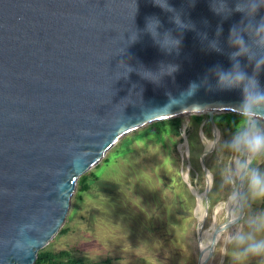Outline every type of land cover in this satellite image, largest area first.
Returning a JSON list of instances; mask_svg holds the SVG:
<instances>
[{
    "label": "water",
    "instance_id": "water-1",
    "mask_svg": "<svg viewBox=\"0 0 264 264\" xmlns=\"http://www.w3.org/2000/svg\"><path fill=\"white\" fill-rule=\"evenodd\" d=\"M167 2L168 8L154 0H0V264L36 263L62 229L80 177L127 134L180 117L187 144V119L204 114L217 142L215 115L237 113L240 92L216 89L209 69L230 66L228 37L239 26L249 47L240 62L254 70L255 59L264 57L255 20L235 11V0H228L227 18L213 10V0ZM177 15L193 27L180 28ZM150 17L158 18L161 37L181 39L179 51L156 43L147 30ZM214 39L221 51L208 47ZM169 64L179 71L162 73ZM259 80L264 85V71ZM201 81L192 94V82ZM257 120L264 125V111ZM213 150L202 155L209 177L199 239L213 182L205 156ZM235 185L245 192L244 181ZM234 218L227 211L224 222L214 223L198 264H207Z\"/></svg>",
    "mask_w": 264,
    "mask_h": 264
},
{
    "label": "rangeland",
    "instance_id": "rangeland-1",
    "mask_svg": "<svg viewBox=\"0 0 264 264\" xmlns=\"http://www.w3.org/2000/svg\"><path fill=\"white\" fill-rule=\"evenodd\" d=\"M193 116L185 123L187 144H183L182 130L180 135L168 133L160 139L152 131L147 134L149 137L138 139L140 129L124 136L89 170L100 175L91 189L81 193L77 187L62 227L69 231L59 232L46 249L69 250L73 257L84 259L87 264H198V198L205 192L209 177L202 155L206 143L215 136L213 127L197 123ZM232 134L229 129L220 128L214 150L205 156L213 182L204 232L212 231L214 223L224 222L227 211L232 216L236 212L229 199L236 185L224 179V168L236 155L225 147ZM129 140L131 143L126 144ZM117 147L127 151L106 161ZM252 167L264 170V156L256 157ZM261 211L264 200H249L243 217ZM243 223L241 220L222 233L207 264H264V257L237 262L233 246H226L228 233Z\"/></svg>",
    "mask_w": 264,
    "mask_h": 264
},
{
    "label": "clouds",
    "instance_id": "clouds-1",
    "mask_svg": "<svg viewBox=\"0 0 264 264\" xmlns=\"http://www.w3.org/2000/svg\"><path fill=\"white\" fill-rule=\"evenodd\" d=\"M164 8H168L167 0H154ZM195 0H193V3ZM264 9V0H235V11L241 12L250 20H255L252 25L253 32L259 37L258 45L264 46V18L256 20L257 14ZM213 10L218 15L227 18L232 9L229 8L228 0H213ZM175 22L180 28L193 27L185 24L180 17H175ZM159 20L156 17L148 18L147 30L156 38V43L169 52L173 49L179 51L181 39L175 38L171 33H165L162 37L156 32ZM222 28L218 27L217 34L220 35ZM228 44L233 48L230 54V66L225 68L215 65L209 71L215 76V87L218 90H238L241 99L238 104L237 113L244 118L243 126L238 127L232 134L231 139L225 143V147L236 154L224 168V179L226 183L235 184L239 179L247 185V191L240 193L233 191L229 197L235 205V218L232 223L243 225L234 231H230L226 237L225 244L234 248L233 257L237 262H245L252 257H264V211L257 214L242 216L246 202L264 200V170L252 167V161L258 156H264V125L257 120L260 111H264V85L259 80V74L264 71V57L255 59L254 70L250 73L246 65H242L240 57L249 53V47L245 36L241 33L239 26L230 29ZM208 47L214 51L222 48L218 39L211 40ZM249 59H252L249 56ZM162 73L172 75L179 71V65L169 64L162 67ZM151 72L143 75L150 77ZM153 75V74H152ZM207 79V77H205ZM192 82L190 91L192 94L200 87L201 83ZM216 140H211V148H215ZM227 250V248L225 249Z\"/></svg>",
    "mask_w": 264,
    "mask_h": 264
},
{
    "label": "trees",
    "instance_id": "trees-1",
    "mask_svg": "<svg viewBox=\"0 0 264 264\" xmlns=\"http://www.w3.org/2000/svg\"><path fill=\"white\" fill-rule=\"evenodd\" d=\"M194 120L197 123H202L205 115L204 114H194ZM215 120L218 126L221 129H229L231 132H234L238 127L243 126L245 123L244 118L241 117L238 113L235 112H226V113H218L215 115ZM206 127H212V123L209 121L205 125ZM149 131H152L153 136L160 138H164L166 134H175L180 135L181 134V118L180 117H174L170 119H164L159 120L156 122H153L144 129H140L138 133L136 134V138L142 139L144 137H149L147 134H149ZM136 132V131H135ZM150 136V137H153ZM132 140V139H131ZM131 143V141H127L126 144ZM125 151H127V148L123 149L121 147H117V149L113 152V154L106 158V161H109L112 159V156H116L119 154H124ZM100 175L98 172L95 171H88L85 174H83L79 181V191L85 192L89 191L92 187V182L95 180H99ZM68 228H62L60 232H68ZM107 262V261H106ZM106 262H94L92 264H105ZM35 264H87L84 259L73 257L69 250H59L54 251L50 249H46L44 247L40 250L38 259Z\"/></svg>",
    "mask_w": 264,
    "mask_h": 264
},
{
    "label": "bare ground",
    "instance_id": "bare-ground-1",
    "mask_svg": "<svg viewBox=\"0 0 264 264\" xmlns=\"http://www.w3.org/2000/svg\"><path fill=\"white\" fill-rule=\"evenodd\" d=\"M210 145H211V141L206 143L207 148H209ZM198 202H199V206L197 208V213H198V216H199V221L201 222V220L203 218V205H204V194L203 193L198 198ZM211 232L212 231H205L203 233L202 239H200V245H201L202 248H204L205 245H207V243L209 242L210 237H211Z\"/></svg>",
    "mask_w": 264,
    "mask_h": 264
}]
</instances>
